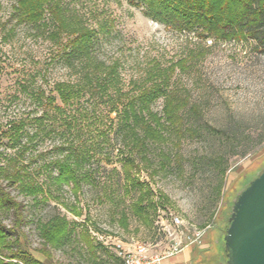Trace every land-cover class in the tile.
I'll use <instances>...</instances> for the list:
<instances>
[{
  "label": "rangeland",
  "instance_id": "rangeland-1",
  "mask_svg": "<svg viewBox=\"0 0 264 264\" xmlns=\"http://www.w3.org/2000/svg\"><path fill=\"white\" fill-rule=\"evenodd\" d=\"M12 3L0 0V165L17 157L42 186L45 193L41 196L48 198L44 203L39 196L36 202L11 188V194L24 205L20 240L26 249L46 264H123L119 254L132 253L138 245L147 247L151 254L167 256L203 233L211 253L204 264H226L221 242L226 230L220 217L228 198L233 205L242 190L235 197L226 195L241 176L253 171L258 175L264 170V161L257 168L264 160V141L255 146L260 137L264 138L263 49L253 39L214 43L211 38L198 40L194 33L173 32L145 18L140 8L129 6L126 0H62L69 14L97 31L92 53L106 64L117 63L125 90L132 82L141 84L154 61L166 67L190 50L206 51L204 57L189 58V68L177 69L171 78V88L187 92L190 104L200 108L199 118L185 122L196 129L197 135L183 138L178 149L172 139L149 148L151 165L144 166L140 179L153 192L163 193L168 202L157 210L152 225L145 226L131 213L136 194L124 193L118 152L122 146L115 133L114 114L109 115L108 107L99 99H82L68 108L72 115L76 108H82L75 128L61 133L63 127L53 108L61 104L53 84L76 80V61L67 63L58 48L44 38L40 27L18 26L13 37L3 42L2 24L6 23L5 30L12 25L8 21ZM102 25L107 30H101ZM39 90L45 97L54 96L53 107L39 106L30 98ZM161 108V100L152 106L158 113ZM40 116H44L41 129L34 133L33 118ZM19 121L23 122L22 137L14 143L10 125L17 126ZM32 133L36 136L27 142L28 150L22 157L17 148ZM79 150L80 155H87L78 170L86 174V179L75 203L82 214L74 217L58 203L75 200L69 187L59 188L54 183L57 170L53 164ZM161 151L170 155L163 166ZM221 167L226 169L223 177L218 172ZM223 184L221 199L217 191ZM56 213L65 215L72 234L64 248L51 251L48 260L34 251L40 247L37 227ZM123 214L126 229L119 223ZM0 218L11 224L10 216ZM85 240L101 247L90 250Z\"/></svg>",
  "mask_w": 264,
  "mask_h": 264
},
{
  "label": "trees",
  "instance_id": "trees-1",
  "mask_svg": "<svg viewBox=\"0 0 264 264\" xmlns=\"http://www.w3.org/2000/svg\"><path fill=\"white\" fill-rule=\"evenodd\" d=\"M12 1L8 20L12 21V25L5 30L6 23L2 24L5 31L1 37L3 42L13 37L18 26L40 27L44 38L58 48V53L67 63L76 61V80L53 84V92L61 106L53 107L54 96L45 97L44 92L40 90L30 94V98L39 106L55 108L63 127L61 133L70 132L75 128L77 117L82 116V108H76L73 115L69 109L74 108L82 99H99L108 107L107 113L114 114L115 133L122 146L118 152L124 193L136 194L131 203V213L141 224L151 226L157 210L164 208L168 199L160 191L153 192L149 184L140 179V173L144 166L151 165L149 148L152 145L163 144L172 139L173 146L178 149L183 138H194L197 135L196 129L187 127L185 122L190 118H199L200 108L190 104L187 92L171 88V78L177 69L186 71L189 68V58L204 57L206 51L190 50L187 56L169 63L166 67L154 61L146 70L143 82H132L125 90L117 63L106 64L92 53L91 47L97 31L87 27L80 17L69 14L62 0ZM126 3L131 7L140 8L145 18L173 32L194 33L198 40L211 38L214 43H239L253 39L256 46L264 51V0H126ZM100 29L107 30V27L102 25ZM158 100L162 101L159 113L152 109ZM43 119L44 116L33 118L36 123L34 133L40 131ZM10 128L12 139L16 143L17 139L22 137L23 122L19 121L17 126L12 123ZM211 131L226 135L222 130L211 128ZM34 133L26 135L25 143L17 148L22 157L28 150L27 142L36 136ZM263 141L264 138L260 137L255 146ZM160 156L161 166L170 160V155L163 151ZM174 156L178 161L176 153ZM85 157L86 154L80 155V150L78 153L73 151L53 164L57 170L53 178L54 183L59 188L69 187L75 202L68 204L58 198H52L58 200L59 205L74 217L82 214L75 203L82 182L86 179V174L82 175L78 171ZM26 166L17 160V157L9 158L4 165H0V215L11 217L10 225H6L0 218V264H46L31 254L26 249L25 242L20 240V228L24 224V205L11 194V188H15L19 196L31 197L36 202L38 197L45 193L42 186L31 177ZM225 171L226 169L221 167L218 172L223 177ZM256 176L254 171L241 176L226 197H235ZM221 188H224V184L218 186L217 191L222 199L224 192ZM39 199L44 203L48 200L46 196ZM231 207L232 202L228 198L224 214L220 217L224 231L229 223ZM119 223L124 229L127 228L125 214L119 218ZM37 230L40 247L34 251L41 258L48 260H51V251L64 248L72 234L69 221L65 215L59 213L40 223ZM84 242L90 250L101 247L100 243L93 246L88 240ZM221 242L224 244L223 240ZM224 252L227 253L225 249Z\"/></svg>",
  "mask_w": 264,
  "mask_h": 264
},
{
  "label": "water",
  "instance_id": "water-1",
  "mask_svg": "<svg viewBox=\"0 0 264 264\" xmlns=\"http://www.w3.org/2000/svg\"><path fill=\"white\" fill-rule=\"evenodd\" d=\"M223 241L226 264H264V170L236 197Z\"/></svg>",
  "mask_w": 264,
  "mask_h": 264
},
{
  "label": "crops",
  "instance_id": "crops-1",
  "mask_svg": "<svg viewBox=\"0 0 264 264\" xmlns=\"http://www.w3.org/2000/svg\"><path fill=\"white\" fill-rule=\"evenodd\" d=\"M208 248L209 245L202 233L191 244L164 257L160 264H204L207 261L206 257L211 255Z\"/></svg>",
  "mask_w": 264,
  "mask_h": 264
},
{
  "label": "built area",
  "instance_id": "built-area-1",
  "mask_svg": "<svg viewBox=\"0 0 264 264\" xmlns=\"http://www.w3.org/2000/svg\"><path fill=\"white\" fill-rule=\"evenodd\" d=\"M174 221L178 223L179 219L175 218ZM177 251L178 250H175V252ZM119 255L122 259L123 264H160L163 258L166 257V256H158L156 254H151L147 247L141 245L136 246L134 252L132 253H128L124 255L119 254Z\"/></svg>",
  "mask_w": 264,
  "mask_h": 264
}]
</instances>
